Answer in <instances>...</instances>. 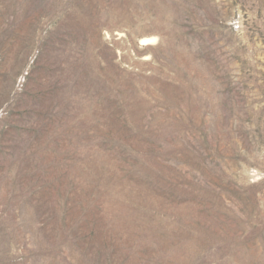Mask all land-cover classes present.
<instances>
[{"label": "rangeland", "instance_id": "obj_1", "mask_svg": "<svg viewBox=\"0 0 264 264\" xmlns=\"http://www.w3.org/2000/svg\"><path fill=\"white\" fill-rule=\"evenodd\" d=\"M0 264H264V0H0Z\"/></svg>", "mask_w": 264, "mask_h": 264}, {"label": "bare ground", "instance_id": "obj_2", "mask_svg": "<svg viewBox=\"0 0 264 264\" xmlns=\"http://www.w3.org/2000/svg\"><path fill=\"white\" fill-rule=\"evenodd\" d=\"M153 39V37H150V38H146V40H152ZM151 41H149V42H146L145 44H148V43H150Z\"/></svg>", "mask_w": 264, "mask_h": 264}]
</instances>
